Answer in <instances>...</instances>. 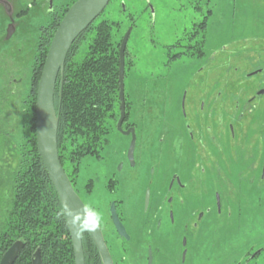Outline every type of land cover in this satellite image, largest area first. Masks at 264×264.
Wrapping results in <instances>:
<instances>
[{
    "label": "rangeland",
    "instance_id": "rangeland-1",
    "mask_svg": "<svg viewBox=\"0 0 264 264\" xmlns=\"http://www.w3.org/2000/svg\"><path fill=\"white\" fill-rule=\"evenodd\" d=\"M28 1L24 5L29 3ZM124 1L128 7L143 4L147 11L142 18L132 21L134 30L127 44L128 53L124 57L125 103L130 120L137 126L139 166L149 164L155 167V175L159 173L161 176L167 172L168 166L163 162L164 157L157 150V136L163 132L171 142L173 129L181 122L177 103L183 81L189 78L193 88L197 80L207 78L208 70L196 73L198 63H190L186 58L173 62L177 66L170 69L169 55L166 50L159 48V44L172 39L176 18L181 17L182 23H189L201 13H206L205 52L210 67H216L214 72L209 74L212 76L220 71L222 75L224 109L227 111L236 105L238 100L235 112L243 113L244 138L237 144L238 154L232 155V151L225 149L223 157L216 158L212 165H207L206 186L211 177L222 181V184L218 185L223 196L222 214L218 216L212 211L206 212L198 227L191 229L186 246V264H232V261L241 259L251 247L264 249V173L261 174L264 140L258 136L264 132V97L256 99L250 107L246 104L245 107L242 106L261 78L254 76L248 79L244 75L256 66L259 56L253 53L249 55V52H240L237 55L239 48H255L258 46L255 41L264 39V0ZM120 2L121 0H110L94 23L97 25L102 20L122 23L121 29L115 35L117 41L130 24L128 14L122 13L120 9ZM148 5L155 9L152 17ZM62 9L64 8L57 7L54 10L59 13ZM17 10H11L10 17H14ZM27 10L26 16L13 22L9 21L8 13L0 4V206L10 192L7 173L10 175L11 170H14L23 141L25 114L22 110L25 108L24 100L28 96L37 54L39 29L52 17H44L37 8ZM10 23L14 31L7 38L6 31ZM92 35L93 33L88 35V38ZM221 46H224V49L213 54V50H219ZM84 50L85 45L82 44L79 55L83 54ZM234 67H237V70ZM115 120H107L110 123L107 135L109 142L105 149L108 164L122 159L128 144L127 138L116 131ZM166 144L168 146V143ZM87 161L95 160L87 157L82 163ZM216 161L220 163L219 166ZM218 169L219 174L216 173ZM260 174L262 178L257 179ZM238 176H242L243 181H240L237 189L233 184L238 181ZM252 176L256 178V184L251 187L244 181ZM120 182L124 184L122 180ZM129 185L121 184V189L127 188L128 193ZM236 191L240 194L235 196ZM127 193L123 191L124 210L131 218V215L137 213L140 200L136 195ZM209 198L201 202L196 197L198 201L193 208L205 210L212 207L213 199ZM85 201L88 205L94 204L90 199L86 198ZM172 205L178 212L177 208L182 204H177L174 199ZM263 263L264 252L251 262Z\"/></svg>",
    "mask_w": 264,
    "mask_h": 264
},
{
    "label": "flooded vegetation",
    "instance_id": "flooded-vegetation-1",
    "mask_svg": "<svg viewBox=\"0 0 264 264\" xmlns=\"http://www.w3.org/2000/svg\"><path fill=\"white\" fill-rule=\"evenodd\" d=\"M27 1L0 0V4L8 13L9 21L16 22L20 17L26 16L27 8L28 10L37 8L44 14V17H47L56 14L54 9L57 7L66 8L75 0L73 2L72 0H29V3L24 5ZM5 3H8L10 11L14 12V9H18L14 13V17H10L11 12L6 10ZM120 3V9L122 13L128 14L127 19L130 23L118 41L120 45L123 35L129 29L124 52V57H126L128 53L127 44L134 30L132 21L142 18L147 11H145L143 4L128 7L124 0H121ZM154 10L148 5L150 17L155 12ZM196 17L189 23H182L181 17L176 18L177 21L173 23L174 35L172 39L159 44V48L166 50V54L170 57V69L177 66L174 64L175 62H180L186 58L190 63H198L196 73L208 70L207 78L197 80L195 87L191 88L189 78L181 84L177 103L181 122L178 127L173 129L171 142L163 132L157 136V150L164 157L163 162L168 166L167 172L161 176L159 173L155 175V167L149 164L139 166L137 126L130 120L126 103L121 131L117 127L115 128L121 136L128 140L122 159L108 164L107 152L105 151L109 142L107 133L100 136L91 152L77 156L73 162L72 171L66 167V162L62 164L75 193L83 204L88 205L85 200L86 198L90 199L94 202L93 207L100 212L103 219L99 231L112 264H186L188 251L186 246L191 229L198 227L206 212L212 211L218 216L222 214L223 196L218 189V185L222 184V181L216 177H211L206 186L207 165L209 163L212 165V162L217 160L216 158L223 157V150L225 149L232 151V155L238 154L237 144L244 138L242 133L245 123L242 119L243 113L235 112L238 107V100H236L237 104L227 111L224 109L222 75L220 71L212 76L209 74H212L216 67H210L205 52L207 15L201 13ZM114 23L117 25L115 31L118 34L122 23ZM255 42L258 43L257 47H243L237 51V55L240 52H249V55L253 53L259 56L256 66L244 73L248 79L254 76H261V78L253 93L243 101V107L245 104L250 107L256 99L264 97V39L259 38ZM224 46L219 47V50H213V54L223 50ZM234 69L237 70V67ZM118 117L119 112L114 125ZM133 136L134 144L130 149ZM258 136L264 140V132ZM152 140H154V134ZM87 157L95 161L82 163ZM216 163L219 166L220 163L217 161ZM217 171L216 173L219 174L220 170ZM261 174L257 179L262 178ZM237 179L238 181L233 184V187L238 189L243 178L238 176ZM255 179L252 176L244 182L252 187L256 184ZM121 180L124 184H130L128 193L127 188L121 189V184L124 185L120 182ZM123 191L127 195H136L135 197L140 200L137 213L131 215V218L124 210ZM238 194H240L239 191H236L235 196ZM196 197L201 202L210 197L209 199H213V206L205 208V210L193 208L198 201ZM174 199L177 204H182L179 206L180 209L177 208L178 212L172 205ZM217 201H219L218 205ZM112 210L123 226L125 235L121 236L118 233L113 223ZM227 213L230 214L229 211ZM81 242L85 264H103L95 239L90 232H86L81 237ZM262 252L264 249L261 247H251L241 259L232 261V264H251Z\"/></svg>",
    "mask_w": 264,
    "mask_h": 264
},
{
    "label": "trees",
    "instance_id": "trees-1",
    "mask_svg": "<svg viewBox=\"0 0 264 264\" xmlns=\"http://www.w3.org/2000/svg\"><path fill=\"white\" fill-rule=\"evenodd\" d=\"M68 6L52 14L49 22L39 29L37 54L22 110L23 141L17 164L10 175L7 173L10 192L0 206V257L12 242L21 240L23 248L13 264H31L37 250L41 264H74L66 220L59 215L58 196L37 153L34 118L36 89L45 55ZM94 23L76 38L66 55L61 93L60 74L55 83L58 153L61 164L66 162L70 171L77 156L91 152L100 136L108 133L107 120H115L119 112L117 25L108 20ZM82 44L85 50L79 55Z\"/></svg>",
    "mask_w": 264,
    "mask_h": 264
},
{
    "label": "water",
    "instance_id": "water-1",
    "mask_svg": "<svg viewBox=\"0 0 264 264\" xmlns=\"http://www.w3.org/2000/svg\"><path fill=\"white\" fill-rule=\"evenodd\" d=\"M108 2L109 0H75L67 8L49 43L36 89L34 118L37 153L56 191L61 206L66 203L74 210L80 209L84 204L75 193L59 158L57 147L58 110H56L54 106L55 83L60 74L61 93L63 66L70 47L76 38L99 16ZM5 6L6 10L9 12L10 7L8 3H5ZM13 31L14 27L10 23L7 27L6 37L9 38ZM129 31L128 29L123 35L118 48L119 117L116 122V127L120 131L121 122L125 113L124 52ZM133 144L134 136L132 137L130 149ZM263 173L264 161L262 165V174ZM218 203L219 201H217V205ZM111 207L113 209V205ZM112 217L118 233L121 236L125 235L124 228L118 221L113 210ZM68 219L71 218L69 217ZM65 220L72 245L74 264H85L81 237L78 238L74 234V231L69 227L67 218H65ZM90 233L95 239L103 264H112L109 253L102 241L99 228L90 231ZM22 247L23 242L21 240H16L10 244L2 253L0 264H13ZM31 264H41L38 250L32 255Z\"/></svg>",
    "mask_w": 264,
    "mask_h": 264
},
{
    "label": "clouds",
    "instance_id": "clouds-1",
    "mask_svg": "<svg viewBox=\"0 0 264 264\" xmlns=\"http://www.w3.org/2000/svg\"><path fill=\"white\" fill-rule=\"evenodd\" d=\"M59 215L67 218L69 227L78 238L82 237L86 232L99 228L103 219L100 212L92 205H82L80 209L74 210L65 203ZM69 217L71 219H68Z\"/></svg>",
    "mask_w": 264,
    "mask_h": 264
}]
</instances>
